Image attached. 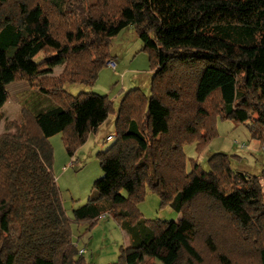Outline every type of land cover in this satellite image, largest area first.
Listing matches in <instances>:
<instances>
[{"label":"trees","instance_id":"trees-1","mask_svg":"<svg viewBox=\"0 0 264 264\" xmlns=\"http://www.w3.org/2000/svg\"><path fill=\"white\" fill-rule=\"evenodd\" d=\"M127 28L150 55L151 94H125L115 141L98 154L104 176L71 219L49 139L63 134L73 155L113 102L64 86L93 85ZM20 82L53 104L21 98V121L0 135V264H84L72 225L104 215L130 241L114 264H264V172L244 181L224 153L209 170L190 159L188 171L184 150L202 151L217 117L247 124L264 147V0H0V111ZM147 190L182 219H145L137 206Z\"/></svg>","mask_w":264,"mask_h":264},{"label":"rangeland","instance_id":"rangeland-1","mask_svg":"<svg viewBox=\"0 0 264 264\" xmlns=\"http://www.w3.org/2000/svg\"><path fill=\"white\" fill-rule=\"evenodd\" d=\"M87 1L94 4L98 0ZM110 52L118 64L116 72L105 66L93 85L64 86V90L75 97L82 93L108 96L113 102V112L108 122L97 132H91L86 142L76 148L73 155L69 154L64 144L63 134L49 139L54 150L53 173L57 179L65 211L71 219L74 218V210L88 203L94 192L95 183L104 176L98 154L105 152L115 141V122L125 94L135 89L141 90L147 97L151 94L153 73L150 55L144 51V44L135 29L127 28L113 38L110 41ZM41 60L42 56L36 61ZM63 71L64 66L56 67L47 76L58 77ZM29 89L25 82L12 83L7 87L10 100L0 111V135L8 132L7 127L11 123L21 121V98L26 100L32 109H42L53 104L51 98L37 88L33 91ZM215 124L217 135L202 151H197L195 144L185 146L188 171L191 170L190 159L198 161L205 170H209V158L214 154L224 153L231 157L232 167L238 173L262 176L264 147L253 137L248 125L223 120L220 117L216 118ZM11 131L13 133L15 129ZM137 208L147 220L178 223L182 219V215L170 207H162L160 197L150 190H147L144 201ZM187 226H190L187 222H183L181 226L185 235L189 233ZM72 233L84 264H114L119 260L121 249L129 246V237L109 215H104L94 226L88 223L73 224Z\"/></svg>","mask_w":264,"mask_h":264},{"label":"built area","instance_id":"built-area-1","mask_svg":"<svg viewBox=\"0 0 264 264\" xmlns=\"http://www.w3.org/2000/svg\"><path fill=\"white\" fill-rule=\"evenodd\" d=\"M106 67L116 72L118 69V64L116 61L110 60L106 63Z\"/></svg>","mask_w":264,"mask_h":264},{"label":"water","instance_id":"water-1","mask_svg":"<svg viewBox=\"0 0 264 264\" xmlns=\"http://www.w3.org/2000/svg\"><path fill=\"white\" fill-rule=\"evenodd\" d=\"M238 175L243 179L244 181H247V178L244 173H238Z\"/></svg>","mask_w":264,"mask_h":264},{"label":"crops","instance_id":"crops-1","mask_svg":"<svg viewBox=\"0 0 264 264\" xmlns=\"http://www.w3.org/2000/svg\"><path fill=\"white\" fill-rule=\"evenodd\" d=\"M113 59L116 61V58H115V57H114ZM107 122H108V120H107ZM107 122H106V123H107ZM106 123H105V124H106ZM105 124H103L100 128H103V126H104ZM100 128H99L98 130H100ZM129 244H130V241H129Z\"/></svg>","mask_w":264,"mask_h":264}]
</instances>
